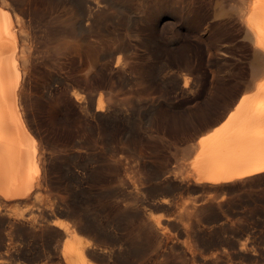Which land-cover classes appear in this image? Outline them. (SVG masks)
Masks as SVG:
<instances>
[{"label":"bare ground","instance_id":"6f19581e","mask_svg":"<svg viewBox=\"0 0 264 264\" xmlns=\"http://www.w3.org/2000/svg\"><path fill=\"white\" fill-rule=\"evenodd\" d=\"M130 1L0 0V264H256L258 261V248L254 245L256 242L254 243V240H252L251 224L247 223L245 225L244 222V218L247 221L250 220L248 219V211L236 209V202L234 208L232 205L234 197H231V195L235 187L247 182L250 183L254 179L256 181V178L264 176V0H139L136 6L137 12L133 10L136 13L135 18H133V15V17L130 16L129 11H125L126 6L130 8L131 2L133 3L135 0ZM128 3L130 4L128 5ZM151 8H155L157 12H154V14L157 17L164 14L192 18L195 25L192 28L188 26V28L190 27L188 32L190 34L195 31L203 32L199 37L204 42L208 37L213 40L209 38L211 42L206 41L205 44L209 50L212 48V51H214L213 59H216L215 61L218 65L223 59L220 53L223 52L222 54L225 53V55H233L235 53V51L233 54L231 52V45L233 44L229 45L230 43L226 44L224 42V36L227 37L226 35L230 33L231 29L237 28L243 39L249 44L248 47H251L252 59H250L252 71L255 70V72L253 71L255 74H250L252 75L251 79L247 77L249 82L245 79L248 83H245L244 87L240 86L242 89L240 88L239 93H235L236 96L231 102L227 101L230 103L228 107L225 104L226 106L224 107L227 108V111L224 114L219 117L215 116L213 120L210 118V121L207 119L208 121L200 125L199 130V127H197V132H194V135L190 138L188 135L189 139L183 140L184 146L181 149L179 148L181 150L180 157L177 155L179 161H181L176 165H173L171 160L167 158L158 163H154L155 161L153 162L152 159L146 160V156L147 158L150 156L145 155L141 150L142 148L140 149L136 145L137 143L132 146L130 143L128 148L123 146V143L120 144V142L106 143L108 146L103 148L99 145L98 136L97 138L94 136L96 139L93 137V139L89 138L90 140L87 139L88 141H83L84 143L80 142L81 140L67 138V136L65 139L62 138L61 142L59 140L56 144L54 142L51 143L42 134L43 132L41 133L42 130L40 131L36 126L38 113L44 114L45 118H49L50 122L56 117L69 115L68 109L73 105L77 109L81 120L96 123L98 128L103 125L106 127L111 126L115 121L121 124L124 123L126 115L124 101L122 103L117 102L119 100L117 99L116 101V95L111 94L113 92H111V84L108 78L116 70L114 68L118 66L124 68V56L131 50L125 51L126 53L124 52V54L122 53V50L128 46V42L125 40L121 43L119 42L120 44L118 43V48L114 50L110 48V23L114 26L111 21L113 18L115 19L117 15L115 17L113 15L117 13L125 17L124 19L130 29L132 27L134 30H138L142 26L144 31V38H142L144 43H142L147 47L146 56L148 58L152 56L153 49L151 50L150 46L158 43V47H155L158 49L157 58L166 60V58H170V55L168 56V47L166 48L165 40L163 39L159 43L156 30L145 27L142 24L149 20L148 16L146 17V12H149ZM130 10H132V7ZM168 23L171 24L172 22ZM115 27L114 29H116ZM166 28L165 30H167ZM118 29L120 30V26ZM237 29L234 30L237 31ZM227 32L229 33L226 34ZM129 33L131 34V32ZM120 35L122 38L126 36L122 33ZM164 35L168 39L166 34ZM175 35L177 36L176 33ZM206 36L207 38H205ZM242 44L246 45L243 42ZM194 50L196 51L197 49L194 48ZM137 53L139 52L137 51ZM209 53H212L211 50ZM239 53L241 54V52ZM132 54H128V57H132ZM98 56L101 60L98 59ZM146 56L144 57L147 58ZM184 56L179 57L184 59ZM187 56L189 54H186ZM239 58L241 59V57ZM239 58H237V61ZM98 60L101 61L100 65L96 64ZM185 61L189 62L190 60ZM176 63L178 64V62ZM176 63L174 64L176 65ZM128 64L129 66L131 65L130 62ZM194 65H197L196 61ZM226 66L222 64V66H218L220 67L219 70H216L220 72ZM249 66L251 65L249 64ZM119 68L117 69L120 71ZM191 68L194 71V67ZM150 69L153 70V68ZM129 70L131 71V69ZM183 70L180 71L182 74L184 72L187 73L186 71L183 72ZM136 71L134 70V72ZM145 71L147 70L145 69ZM124 72L123 75L125 74ZM170 72L173 73L172 69ZM200 72L198 71V73ZM132 74L134 73L132 72ZM155 74L157 75V70ZM144 75H146V72ZM127 77H129L128 74ZM217 77L214 79H217ZM221 77L223 78V76ZM102 78L107 81H103ZM178 78H175L176 81L179 80ZM162 79L164 80V77ZM101 80L102 82H100ZM190 80H192L191 76H185L184 84L182 85H189L191 83ZM168 82L170 83V81L166 83ZM143 83L141 86L145 87L146 85L143 86ZM225 85H228V83ZM151 86L153 85L151 84ZM201 86L199 85V87ZM140 87H138V91H140ZM118 88L120 89V87ZM228 88L230 89V86ZM221 89L223 90V88ZM208 90L210 89L208 88ZM235 91L233 90V92ZM225 95L219 96L223 99L222 96ZM211 96L213 97V95ZM218 99L220 100V98ZM215 100L214 102L216 103ZM207 107L210 110V107ZM208 108H206L207 111H209ZM200 110L203 111L202 109ZM131 111H133V107ZM174 114L171 115L174 116ZM206 114L208 115L209 113L207 112ZM162 116L164 115L162 114ZM176 117L174 116L173 118ZM187 117L185 115L183 120ZM204 117L206 116L204 115ZM211 117L214 116L212 115ZM199 118L197 119L196 116V120L200 121ZM159 119L161 121V118ZM69 120L67 121L68 123ZM177 120L180 121L179 119ZM41 121L43 120L41 119ZM90 122L89 125L91 124ZM165 122L167 123L166 120ZM78 123H82V121H78ZM182 123L184 122L182 121ZM193 123H189V127ZM78 125L80 126L81 124ZM56 126L53 128L56 129ZM64 126L66 127L68 124ZM73 126L75 125L73 124ZM163 128H161V132H163ZM148 131L147 129L146 132ZM82 136L81 138L84 137ZM50 138L53 140L51 136ZM106 140L104 141L106 142ZM118 140L120 141V139ZM161 148L164 149L165 147L161 146ZM160 152L158 156L161 155ZM82 157H87L89 163L87 160V163L82 160L83 163H79L77 159ZM160 157L162 158L163 155ZM97 162L100 163L97 164ZM182 187L191 189L194 192L193 197L190 195L191 197L189 198L188 196L187 199L184 198L186 197L185 195L182 197L186 200H180L176 195H172V192L178 191L180 188L182 190ZM191 190H188L189 194ZM86 193L91 195L88 198H84ZM238 194L236 195L237 197ZM237 197L235 198L237 199ZM240 198L241 196L238 199ZM93 200L100 202L99 205H93ZM241 201L243 202L244 200ZM213 213L217 214L218 218L222 220L218 223H213V220L209 217ZM258 215L261 216L262 214ZM242 217H244V221ZM252 217L254 216L251 215ZM225 228L230 229L236 235L237 232L245 230L248 236L246 238L241 235L245 239L241 242L233 241L227 246L219 245V242L216 243L213 239L216 235H220L221 230L224 231ZM225 234L223 236L228 235ZM101 236H104L106 240L107 238L105 237L112 238L113 241L115 240V244L104 245V243L98 242L102 238ZM235 238L237 239V237ZM106 243L108 244V241ZM261 252L260 255L262 254ZM18 257H27L29 260L24 258L27 262L19 263ZM95 258H101L107 263H101L100 260L98 262ZM31 261L34 263H31Z\"/></svg>","mask_w":264,"mask_h":264},{"label":"rangeland","instance_id":"374dc122","mask_svg":"<svg viewBox=\"0 0 264 264\" xmlns=\"http://www.w3.org/2000/svg\"><path fill=\"white\" fill-rule=\"evenodd\" d=\"M131 1H133V0H131ZM130 1V2H131ZM138 1L139 0H135V1H133V3L131 2V4L130 3H128V5L130 4V8L132 7V10H130V8H127L128 6H126V8H125V11H129L128 13L129 14H131L130 16L131 17H133V18H135L136 17V13H134V11L133 10H136V12H137V3H138ZM135 2V3H134ZM136 4V5H135ZM134 5V6H133ZM133 7H134V9H133ZM116 8V7H115ZM225 9V8H224ZM223 9V10H224ZM222 10V11H223ZM226 10V9H225ZM224 10V11H225ZM154 12H157L156 10H155V8H151L150 10H149V12L147 11L146 12V17L148 16V18H149V20L145 23V22H143L142 24H143V26L145 25V27H150V28H152V29H155L156 30V33H157V38L159 39V43L161 42V41H163V39L165 40V44H166V48H167V50H168V56L170 55V58L168 57V58H166V60L165 59H163V58H159V59H161V60H159L157 57H158V49L157 48H155V47H158V43L156 44V43H154L153 45H151L150 46V49L152 50V56H149V58H148V56H146V49H147V47H146V45L145 44H143L144 43V41H143V39L142 38H144V35H143V30H142V26L138 29V30H134L132 27H131V29L128 27L129 25H127V21L124 19L125 17L123 16V15H121V14H114L113 16L115 17L116 15V17H115V19L113 18L112 19V23H113V25L114 26H112V24L110 23V28H111V34H110V42H109V46H110V48L112 49V50H114V49H116V48H118V45L123 41V40H125V41H127L128 42V46H127V48L126 49H124V50H122L123 52V54H124V52L126 51V52H128L129 50H131L130 52H128V54L130 55V54H132V57L131 56H129L128 57V54L126 53L125 55L128 57H126V56H124L125 57V64H123L124 65V68H122V66H118V67H120L119 69H120V71L117 69V68H114V69H116L115 71H114V73H115V75L118 77H116L115 75H114V73L113 74H111V76H109V78H108V80H109V83L111 84V92H113V93H111V94H115L114 96H115V99H116V101H117V99L119 100V101H117V102H123V104H124V108H125V110H126V115H125V118H124V123H119L118 121H115L113 124H111V126L109 125L108 127H106V126H101V128H98V126H96V123H93V122H90V121H86V120H81L80 119V117H79V114L77 113V109H75V107H73V105H71V107L68 109V114L69 115H67V116H62V115H59V116H62V117H56V119L57 118H59L60 119V122H59V119H57V121H56V119L54 120V119H52L53 121H51L50 120V122H49V118L48 119H46L45 117V115L43 114L42 115V113H38V118H40L39 120H38V118H36V126L40 129V131H41V133L43 134V135H45L46 137H47V139L49 140V141H51V143L52 142H54V144H56L59 140H60V142L63 140V139H65L66 138V136H67V138L68 137H70V138H74V139H76V140H78V141H80V142H82V143H84V142H86V141H88L87 139H91L92 137L94 138V136L97 138V136H98V141H99V145L101 146V147H103V148H106L107 146H108V144H112V143H119L120 142V144H122L123 146H125V147H129V145H130V143H131V146L135 143H137L136 145L145 153V155H148V156H150V157H148L147 158V156H146V160H150V159H152L153 160V162L154 163H158V162H162V161H164L166 158L167 159H170L171 160V163L173 164V165H176L178 162H180L179 161V157H180V149L184 146V141L185 140H187V139H189L192 135H194L195 133L194 132H197V127H199L198 128V130L200 129V125H203L206 121H210L211 119L213 120V119H215V116H217V117H219L221 114H224L227 110V108L226 107H228V105H229V103L232 101V99L236 96V94L235 93H239L240 92V90L242 89V87H244L246 84L245 83H248L249 82V79H251L252 78V75H253V73L255 72V70H253L252 71V64H251V59H252V52H251V47L249 46L248 47V43H247V41L245 40V39H243V37H242V35L239 33V31H238V29L237 28H234V29H237V31L236 30H234V29H231L229 32H227L226 34H228V35H226L227 37H225L224 36V38H225V43L226 44H229V45H231V44H233V45H231V52H232V54L234 53V51H235V53L233 54V55H225V53L224 54H222V53H220V56L222 55V61H220L219 63H220V65L222 66V64H223V66H225V65H227L226 67H224V69H222V71H218L219 70V68L220 67H218V66H220V65H218L217 63H216V59H213V52L214 51H212V48H210V50H211V54L209 53V49L207 48V46H206V44H205V42L206 41H209V42H211L210 40H212L210 37H208L207 38V36L205 37V38H207V40L204 42L203 41V39H201L199 36L203 33V32H197V31H195V32H192L191 34H193V35H191L189 32H188V29L191 27H193L195 24H194V22H193V19L192 18H182V17H179L180 15H178V17H177V15H159L158 17H157V15H155L154 14ZM134 13V14H133ZM148 13H150V14H148ZM120 15V16H119ZM133 15V16H132ZM122 16V17H121ZM169 18H168V17ZM118 17V18H117ZM121 17V18H120ZM167 17V18H166ZM151 18H153L152 20H151ZM159 18V19H158ZM174 18H175V20H174ZM121 19V20H120ZM158 19V20H157ZM168 19H169V21H168ZM182 19V20H181ZM113 20H114V22H115V24H114V22H113ZM119 21V22H116V21ZM122 20H123V22H122ZM134 20V19H133ZM161 20V21H160ZM172 20V21H171ZM179 20V21H178ZM182 22H181V21ZM174 21H175V23H174ZM191 21V22H190ZM122 22V23H121ZM156 22V23H155ZM168 22H172L171 24H169ZM178 23V25H177V23ZM182 24H181V23ZM189 22H190V24H189ZM123 24V25H121V24ZM125 23V24H124ZM149 23H151V24H149ZM158 23V24H157ZM164 23V24H163ZM168 24V25H166V24ZM141 24V25H142ZM176 25V27H175V25ZM180 24V25H179ZM184 24H185V26H184ZM191 24H192V26H191ZM150 25V26H149ZM155 27H154V26ZM161 25V26H160ZM174 25V26H173ZM116 26V27H115ZM118 26V27H117ZM119 26H120V30L118 29L119 28ZM126 26H127V28H126ZM154 28H153V27ZM165 26V28L167 27V26H169V27H167L166 29L167 30H165V28H163ZM188 26H190L189 28H188ZM112 27H113V29H112ZM114 27L116 28V29H114ZM123 27H125L126 29H128V30H126L125 28H123ZM159 27H161V28H159ZM172 27V28H171ZM179 27V28H178ZM162 28H163V30H162ZM122 29V30H121ZM162 30V34H161V30ZM177 29V30H176ZM113 30V31H112ZM124 30V31H123ZM171 30V31H170ZM174 30H176V31H174ZM121 31H123V32H121ZM127 31H128V33H127ZM134 31V32H133ZM160 31V32H159ZM126 32V33H125ZM129 32H131V34L129 33ZM134 34H133V33ZM135 32H136V34H135ZM159 32V33H158ZM190 34H188V33ZM233 32V33H232ZM236 32V33H235ZM120 33H122L123 35L125 34L126 36H124L123 38H122V36L120 35ZM170 33V34H169ZM174 33V34H173ZM175 33L177 34V36L175 35ZM186 33V34H185ZM120 36H119V35ZM129 34V35H128ZM164 34H166V37H168V39L167 38H165V35ZM184 34V35H183ZM197 34V35H196ZM224 34H225V31H224ZM231 34H233V35H231ZM235 34V35H234ZM142 35V36H141ZM161 35V36H160ZM187 35V36H186ZM197 37H196V36ZM241 35V36H240ZM129 38H128V37ZM131 36V37H130ZM136 36V37H135ZM159 36V37H158ZM181 37V39H179L180 37ZM191 36V37H190ZM193 36V37H192ZM233 36V37H232ZM122 38V40H121V38ZM135 37V38H134ZM138 37V38H137ZM142 39V41H140L141 39ZM183 37V38H182ZM185 37V38H184ZM188 37H190V38H188ZM231 37H232V39H231ZM234 37H236V38H234ZM242 37V38H241ZM160 38H161V40H160ZM204 38V39H205ZM209 38H210V40H209ZM182 39H183V41H182ZM186 39V40H185ZM195 39V40H194ZM227 39V40H226ZM234 39H238V41H236V40H234ZM243 41H242V40ZM129 40H130V42H129ZM176 40H178V41H176ZM192 40V41H191ZM230 40H233L234 41V43H233V41H230ZM198 41V42H197ZM200 41V42H199ZM213 41V40H212ZM227 41V42H226ZM229 41V42H228ZM240 41H242L243 43H245L246 45H244V44H242V42H240ZM245 41V42H244ZM120 42V43H119ZM141 42V43H140ZM143 42V43H142ZM202 42H204V43H202ZM224 42H223V44H224ZM119 43V44H118ZM183 43V44H182ZM199 43H200V45H199ZM241 43V44H240ZM132 44V45H131ZM142 44H143V46H142ZM169 44V45H168ZM194 44V45H193ZM198 44V45H197ZM205 44V45H204ZM236 44V45H235ZM130 45H131V47H130ZM188 46V48H187V46ZM244 45V46H243ZM193 46V47H192ZM238 48H237V47ZM241 46V47H240ZM152 47V48H151ZM197 47V48H196ZM202 47H203V49H202ZM247 47V48H246ZM155 48V49H154ZM172 48V49H171ZM192 48V49H191ZM194 48L195 49H197L196 51L194 50ZM207 48V49H206ZM242 48H245V49H242ZM249 48V49H248ZM100 49V48H99ZM182 50V52H181V50ZM188 49V50H187ZM235 49H237V50H235ZM245 50V51H242V50ZM247 49H248V52H247ZM128 50V51H127ZM172 50H173V52H172ZM175 50H177V51H175ZM183 50H187L186 52L184 51L183 52ZM205 52H204V51ZM239 50V51H238ZM241 50V51H240ZM137 51L139 52V53H137ZM141 51H143V52H141ZM208 51V52H207ZM99 52H100V50H99ZM141 52V53H140ZM204 52V53H203ZM238 52V53H237ZM239 52H241V54L239 53ZM245 52V53H244ZM250 52H251V54H250ZM137 53V54H136ZM173 53H174V55H173ZM184 53V54H183ZM188 55L189 54V56H187L186 57V54ZM191 53V54H190ZM195 53V54H194ZM198 53V54H197ZM210 55H209V54ZM243 53V54H242ZM247 53V54H246ZM172 54V55H171ZM177 54V55H176ZM181 54V55H180ZM207 54V55H206ZM238 54V55H237ZM249 54V55H248ZM143 55V56H142ZM176 55V56H175ZM185 55V56H184ZM192 55V56H191ZM244 55V56H243ZM246 55V56H245ZM141 56V57H140ZM144 56H146L147 58H145ZM179 56H184V59H182V57H179ZM196 57V59H195V57ZM198 56V57H197ZM208 56V57H207ZM232 56V57H231ZM237 56V57H236ZM251 56V57H250ZM156 57V58H155ZM176 59L175 61L176 62H178V64L174 61V58ZM178 57H179V59H178ZM205 57H206V59H205ZM212 57V58H211ZM235 59H234V58ZM239 57H241V59L239 58ZM247 57V58H246ZM130 58V59H129ZM135 58V59H134ZM140 58V59H139ZM152 58V59H151ZM186 58V59H185ZM190 58V59H189ZM194 58V59H193ZM199 58V59H198ZM201 58V59H200ZM204 58V59H203ZM226 58H228V59H226ZM230 58H232V59H230ZM237 58H239L238 59V61H237ZM251 58V59H250ZM98 59L99 60H101V58L98 56ZM129 61H128V60ZM144 59V60H143ZM146 59V60H145ZM158 59V60H157ZM163 59V60H162ZM168 59H169V62H168ZM193 59V60H192ZM97 61V62H99V63H97L96 62V64L97 65H100V63H101V61ZM134 60V61H133ZM136 60V61H135ZM154 60V61H153ZM185 60H190L189 62L188 61H185ZM200 60V61H199ZM206 60H208V61H206ZM214 60V61H213ZM243 62H242V61ZM250 60V61H249ZM131 61H133V62H131ZM145 61V62H144ZM151 61V62H150ZM156 61H158V62H156ZM181 61V62H180ZM195 61H196V64L197 65H194L195 64ZM199 61V62H198ZM212 61H213V64H212ZM241 61V62H240ZM130 62V66H129V63ZM136 62V63H135ZM140 62V63H139ZM142 62V63H141ZM149 62V63H148ZM155 62V63H154ZM166 62V63H165ZM171 62H172V64H171ZM183 62V63H182ZM191 62V63H190ZM192 62H194V63H192ZM201 62V63H200ZM227 63V64H225V63ZM233 62V63H232ZM235 62V63H234ZM249 62V63H248ZM144 63V64H143ZM151 63V64H150ZM157 63H159V64H157ZM164 63V64H163ZM174 63H176V65L174 64ZM179 63H181V64H179ZM186 63V64H185ZM190 63V64H189ZM203 63V64H202ZM206 63V64H205ZM210 63V64H209ZM215 63V64H214ZM238 63H239V65H238ZM95 64V65H96ZM137 64V66H135ZM141 65V66H139V65ZM165 64H167V65H165ZM199 64V65H198ZM206 66H205V65ZM207 64H208V66H207ZM231 64H233V65H231ZM240 64H242V65H240ZM249 64L251 65V66H249ZM152 65V66H151ZM163 65V66H162ZM179 65V66H178ZM186 65V66H185ZM188 65V66H187ZM191 65V66H190ZM211 65V66H210ZM234 66V67H230V66ZM238 65V66H237ZM159 66V67H158ZM160 66H161V68H160ZM165 66V67H164ZM178 66V67H177ZM186 68H185V67ZM198 66H199V68H201V67H203V68H201V69H199L198 68ZM201 66V67H200ZM218 68H217V67ZM241 66V67H240ZM245 66V67H244ZM129 67H133V68H129ZM138 67V68H137ZM164 67V68H163ZM172 67V68H171ZM174 67V68H173ZM180 67H182V68H180ZM191 67H194V71H193V68H191ZM197 67V68H196ZM211 67H213V68H211ZM235 67H236V69H235ZM239 67V68H238ZM97 68V67H96ZM137 68V69H136ZM144 70H143V69ZM150 68H153V70L152 69H150ZM157 70V75L155 74L156 73V70ZM168 68V69H167ZM176 68H178V69H176ZM179 68H180V71H182L183 70V72L184 71H186L187 73H183L182 74V72H180L179 71ZM191 68V69H190ZM208 68V69H207ZM226 68V69H225ZM229 68V69H228ZM234 70H233V69ZM122 69V70H121ZM128 69V70H127ZM129 69H131V71L129 70ZM132 69H133V71H132ZM141 69H142V71H141ZM145 69L148 71H145ZM170 69V70H169ZM171 69H172V71H173V73H174V77H173V73L172 72H170L171 71ZM174 69V70H173ZM189 69H190V71L192 72H190L189 71ZM196 69V70H195ZM212 69V70H211ZM216 69H218V70H216ZM240 69H242V70H240ZM247 69V70H246ZM96 70V69H95ZM134 70L136 71V70H138V71H141L142 72V74H141V72H138V71H136V72H134ZM152 70V71H151ZM160 70V71H159ZM166 70V71H165ZM224 70V71H223ZM227 72H226V71ZM234 71L233 72V74H232V71ZM244 70V71H243ZM118 71V72H117ZM121 71H122V73H121ZM125 71V72H124ZM130 71V72H129ZM150 71V72H149ZM155 71V72H154ZM162 71V72H161ZM197 71V72H196ZM198 71H201L200 73H198ZM215 71V72H214ZM237 71V72H236ZM249 73H248V72ZM119 72H120V74H119ZM123 72L126 74H124L123 75ZM132 72L134 73V74H132ZM143 72H144V74H145V72H146V75H144L143 74ZM152 72V73H151ZM158 72H159V75H158ZM203 72V73H202ZM211 72V73H210ZM219 72V73H218ZM221 72H223L222 74H221ZM227 74H226V73ZM252 72V73H251ZM140 75H139V74ZM163 75H161V74ZM166 73V74H165ZM178 73V74H177ZM190 73H191V75H190ZM210 73V74H209ZM245 73V74H244ZM118 74V75H117ZM127 74H128V76L129 77H127ZM165 74V75H164ZM172 74V75H171ZM185 74H187V75H185ZM198 74H200V75H203V76H200V75H198ZM229 74V75H228ZM234 74H236V75H234ZM250 74H252V75H250ZM255 74V73H254ZM121 75V76H120ZM123 75V76H122ZM136 75V76H135ZM148 75V76H147ZM150 75V76H149ZM154 75V76H153ZM177 75H179V76H177ZM193 75H194V78L196 77V79H197V81H196V79H194L193 78ZM211 75H212V77H211ZM219 75V76H218ZM223 76V78L221 77V76ZM228 77H226V76ZM234 76V77H232V76ZM238 75V76H237ZM246 75V76H245ZM249 75V76H248ZM116 78H115V77ZM125 76V77H124ZM140 76H141V78H140ZM153 76V77H152ZM161 76V77H160ZM167 76V77H166ZM185 76H191V78H192V80H190V82L192 83H189V85H187V86H184V85H182V84H184V77ZM198 76V77H197ZM214 76V77H213ZM218 76V77H217ZM241 76V77H240ZM137 77V78H136ZM146 77V78H145ZM150 77V78H149ZM156 77H157V79H156ZM158 77H160V78H158ZM164 77V80L162 79ZM179 77V78H178ZM202 77V78H201ZM217 77V79H214V78H216ZM229 77H230V79H229ZM249 79H248V78ZM112 78V79H111ZM123 78V79H122ZM129 78H131V79H129ZM140 78V79H139ZM152 78V79H151ZM175 78H178L179 80H177L176 81V79ZM201 78V79H200ZM213 78V79H212ZM225 78H226V80H225ZM239 80H238V79ZM105 78H102V80L103 81H107L106 79L104 80ZM112 81H111V80ZM119 79H120V81H119ZM126 79V80H125ZM129 79V80H128ZM137 79H139V80H137ZM145 80L144 81V83H143V80ZM156 79V80H155ZM162 79V80H161ZM165 79H166V81H165ZM175 79V80H174ZM219 79H221V80H219ZM238 81H237V80ZM245 79H247V81L245 80ZM102 80L100 81V82H102ZM117 80V81H116ZM126 82H125V81ZM127 80H128V82H127ZM137 80V81H136ZM172 80V81H171ZM199 80H200V82H199ZM208 80V81H207ZM211 80H213L212 82H211ZM229 80V81H228ZM242 80V81H241ZM122 81V82H121ZM133 81V82H132ZM135 81H136V83H135ZM140 81V82H139ZM165 81V82H164ZM167 81H170V83L168 82V83H166ZM176 81V82H175ZM183 82V83H181V82ZM205 81H207V82H205ZM216 81V82H215ZM220 81V82H219ZM221 81H223V82H225V83H222ZM227 81V82H226ZM232 81H233V83H232ZM235 81V82H234ZM244 84H242L241 82ZM246 81V82H245ZM111 82H113V83H111ZM148 82H150L153 86H151V84L150 83H148ZM153 82V83H152ZM173 82V83H172ZM175 82V83H174ZM204 82V83H203ZM241 84H239V83ZM120 83V84H119ZM125 83H127V84H125ZM142 83H143V86L144 85H146L145 87H147L148 86V88H146L145 89V87H142L141 85H142ZM146 83V84H145ZM175 86H173L172 84ZM177 83V84H176ZM181 83V84H180ZM201 83V84H200ZM210 83V84H209ZM217 83V84H216ZM220 83V84H219ZM228 83V85H225V84H227ZM112 84H113V86H114V88H112L113 86H112ZM122 84H124V85H122ZM131 84V85H130ZM137 84H138V86H137ZM147 84H150V85H147ZM179 84V85H178ZM118 85V86H117ZM120 85V86H119ZM130 85V86H129ZM132 85H134V86H132ZM171 85V86H170ZM193 85V86H192ZM199 85L201 86V87H199ZM218 85V86H217ZM232 85V86H231ZM239 85V86H238ZM84 86H86V85H84ZM115 86L118 88V87H120V89L118 88H116L115 89ZM141 86V87H140ZM151 86V87H150ZM177 86H181L180 88L179 87H177ZM191 86V87H190ZM206 86H207V88H206ZM209 86V87H208ZM212 86V87H211ZM218 88H217V87ZM230 86V89L228 88ZM235 86V87H234ZM240 86H242V87H240ZM122 87V88H121ZM138 87H140L141 89H142V91H141V89H140V91H138L139 90V88ZM168 87H169V90H168ZM174 87V88H173ZM187 87V88H186ZM193 87V88H192ZM204 87V88H203ZM220 87V88H219ZM192 88V89H191ZM196 88V89H195ZM208 88L210 89V90H208ZM221 88H223V90L221 89ZM234 88V89H233ZM239 88V89H238ZM241 88V89H240ZM113 89V90H112ZM145 89V90H144ZM147 89H149L148 91H147ZM171 89V90H170ZM174 89H176L175 91H174ZM177 89H178V91H177ZM182 89H184V90H182ZM194 89V93L192 92V90ZM205 89V90H204ZM207 89V90H206ZM212 89V90H211ZM216 89V90H215ZM219 89V90H218ZM232 89V90H231ZM118 90V91H117ZM120 90V91H119ZM198 90V91H197ZM214 90V91H213ZM233 90L235 91V92H233ZM146 91V92H145ZM186 91V92H185ZM189 91V92H188ZM206 91V92H205ZM209 91V92H208ZM213 91V92H212ZM218 92V93H216V92ZM221 91H223V92H221ZM226 91V92H225ZM115 92V93H114ZM121 92V93H120ZM141 94H139V93ZM184 92V93H183ZM190 92H192V93H190ZM117 93V94H116ZM119 93V94H118ZM188 93V94H187ZM206 93V94H205ZM210 93V94H209ZM212 93V94H211ZM223 93V94H222ZM225 93H226V95H225ZM227 93H229V94H227ZM138 94V95H137ZM193 94V95H192ZM196 94V95H195ZM199 94V95H198ZM214 94H215V96H214ZM217 94H219V95H225V96H222L223 97V99H221V96H219V95H217ZM198 95V96H197ZM211 95H213V97L211 96ZM216 96H218V97H216ZM231 97V98H230ZM207 98V99H206ZM212 98V99H211ZM214 98V99H213ZM218 98H220V100L217 99ZM226 98V99H225ZM230 98V99H229ZM123 99V100H122ZM125 99V100H124ZM216 99V100H215ZM225 99V100H224ZM213 100V101H212ZM214 100L216 101V103H217V105H216V103L214 102ZM222 100V101H221ZM205 101V102H204ZM207 101V102H206ZM212 101V102H211ZM227 101H230V102H227ZM212 103V104H215V105H212V104H210V103ZM227 106H226V105ZM130 105H131V107H130ZM207 106H209L210 107V110H209V108L207 107ZM215 106V107H214ZM224 106H226V107H224ZM132 107H133V111H131V109H132ZM211 107H213V108H211ZM225 108V110H224V108ZM128 108H130V109H128ZM206 108H208V110L209 111H207V109ZM223 108V109H222ZM200 109H202L203 111H201ZM131 112H129V111ZM160 110V111H159ZM195 110H197V111H195ZM200 110V111H199ZM222 110H224V111H222ZM70 111V112H69ZM160 112V113H158V112ZM168 111V112H167ZM74 112H76V113H73ZM165 112V113H164ZM188 112V113H187ZM191 112H192V114H191ZM194 112V113H193ZM196 112V113H195ZM201 112H203V113H201ZM209 113L210 114V116H209V114L207 115L206 113ZM219 112V113H218ZM223 112V113H222ZM73 115H71V114ZM130 113V114H129ZM175 113V114H174ZM187 113V114H186ZM198 113H201V114H198ZM218 113V114H217ZM75 114H76V116H75ZM128 114V115H127ZM133 114V115H132ZM135 114V115H134ZM160 114V115H159ZM162 114L164 115V116H162ZM171 114H174V116L176 117V118H173L174 116L173 115H171ZM177 114V115H176ZM183 116H182V115ZM188 114H190V116H188ZM194 114V115H193ZM137 115V116H136ZM153 115H154V118H153ZM165 115H167V116H165ZM185 115H186V119H184L183 120V118H185ZM197 116V119L199 118L200 119V121L199 120H196V116ZM204 115L206 116V117H204ZM214 116V117H211V116ZM42 116V117H41ZM70 116V117H69ZM72 116V117H71ZM78 116V117H77ZM138 117V118H136V117ZM157 116V117H156ZM169 116V117H168ZM173 116V117H172ZM182 118H181V117ZM70 119H68V118ZM75 117V118H74ZM78 119H77V118ZM135 117V118H134ZM155 117H156V119H155ZM161 118V121H160V119L159 118ZM167 119H166V118ZM180 117V118H179ZM193 117H195V119H193ZM141 120H140V119ZM192 118V119H191ZM203 118V119H202ZM211 118V119H210ZM41 119L43 120V121H41ZM63 119H67V120H63ZM73 119H75V120H73ZM80 119V120H79ZM153 121H152V120ZM175 121H174V120ZM177 119H179L180 121H178ZM204 119H206V120H204ZM208 119V120H207ZM46 120V121H45ZM69 120V123L67 122ZM74 121L73 123H72V121ZM138 121L137 123L136 122H134V121ZM164 120V121H163ZM165 120L167 121V123L165 122ZM189 120H190V122H189ZM193 120V122L195 123H193V122H191ZM202 120V121H201ZM38 121V122H37ZM40 121V122H39ZM65 121V122H64ZM78 121L79 122H81L82 121V123H78ZM85 123H84V122ZM152 121V122H151ZM158 121H159V123H158ZM182 121L184 122V123H182ZM186 121V122H185ZM188 121V122H187ZM197 121V122H196ZM199 121V122H198ZM44 122H45V124H44ZM56 123V125H54L55 123ZM81 124L80 126L77 124ZM89 122L92 124H90L89 125ZM134 124H133V123ZM170 122V123H169ZM171 122H172V124H171ZM176 122V123H175ZM201 122V123H200ZM46 123H48V124H46ZM61 123V124H60ZM66 123V124H65ZM70 123H72L70 126H69V124ZM84 123V124H83ZM139 123V124H138ZM153 123H154V125H153ZM165 123V124H164ZM176 124L177 126H179V127H177L176 125L174 126V124ZM179 123V124H178ZM189 123H193V125L192 124H190V127H189ZM40 124V125H39ZM43 124V125H42ZM68 124V126H64V125H67ZM73 124L76 126V125H78V126H76V128H75V126H73ZM83 124V125H82ZM127 124V125H126ZM139 125L140 126V128H139V126H137V125ZM141 124V125H140ZM146 124H147V127H146ZM151 124V126H149ZM157 124H158V126H157ZM164 124V125H163ZM39 125V126H38ZM41 125H42V127H41ZM46 127H45V126ZM48 125V126H47ZM53 125V126H52ZM88 125V126H87ZM136 125V126H135ZM166 125V126H165ZM183 125V126H182ZM196 125V126H195ZM199 125V126H198ZM50 126V127H49ZM54 126H56V129H54L55 127ZM61 126V127H60ZM84 126V131H83V129H82V127ZM116 126V127H115ZM118 126V127H117ZM157 126V127H156ZM161 126H163V127H161ZM172 126V127H171ZM174 126V127H173ZM54 127V128H53ZM67 127H69V128H67ZM74 127V128H73ZM79 127V128H78ZM87 128V131H86V128ZM91 127V128H90ZM95 127H97V128H95ZM120 127V128H119ZM134 127H136V128H134ZM142 127H144L143 129H142ZM156 127V128H155ZM167 127V128H166ZM169 127V128H168ZM175 127H177V128H175ZM45 128V129H44ZM48 128H49V130H48ZM53 128V129H52ZM62 128V129H61ZM90 128V129H89ZM95 128V129H94ZM102 128H103V130H102ZM110 128V129H109ZM123 128V129H122ZM150 128V129H149ZM152 128H153V130H152ZM154 128H155V130H154ZM159 128V129H158ZM161 128H163L162 129V131L164 132H161ZM173 128V129H172ZM175 128V129H174ZM51 129V130H50ZM66 129V130H65ZM72 129H76L75 131L74 130H72ZM93 129H94V131H93ZM135 129V130H134ZM147 129L151 132L152 131V133H150L149 131L148 132H146L147 131ZM157 129H158V131H157ZM62 130V131H61ZM67 130H68V132H67ZM100 130H102V131H100ZM109 130V131H108ZM116 130V131H115ZM117 130H118V132H117ZM141 130H143L142 131V133H140V131ZM159 130H160V132H159ZM167 130V131H166ZM173 130H174V132H173ZM175 130H176V132H175ZM178 130V131H177ZM49 133V135H48V133ZM57 131V132H56ZM64 131H66V132H64ZM72 132V133H70V132ZM82 131V132H81ZM88 131H89V133H88ZM96 131L99 133H97L96 134ZM100 131V132H99ZM107 133H106V132ZM86 132V134L84 135V133ZM92 132V134H90ZM105 132V133H104ZM108 132H109V134H108ZM116 132V133H115ZM155 132V133H154ZM158 132H159V134H158ZM52 133H54V135H52ZM62 133H64V134H62ZM82 133V134H81ZM94 133H95V135H94ZM140 135H139V134ZM150 133V134H149ZM157 133V134H156ZM191 133V134H190ZM47 134V135H46ZM71 134H73V135H71ZM88 134H90L89 136H88ZM101 134V135H100ZM138 136H137V135ZM164 134H166V135H164ZM75 135H76V138H75ZM78 135V136H77ZM79 135H83L82 137L83 138H85V140H83V138H81V136H79ZM93 135V136H92ZM104 136L106 139L107 138H109V139H105L104 137H100V136ZM107 135H109V136H107ZM135 135V136H134ZM154 135V136H153ZM159 135V136H158ZM166 136V137H164V136ZM188 135H189V138H188ZM50 136L52 137V139L53 140H51V138H50ZM61 136V137H60ZM63 136V137H62ZM72 136V137H71ZM86 136H88V137H86ZM143 136V137H142ZM61 138V139H59V138ZM99 137H100V139H99ZM137 137H139V138H137ZM165 139L166 138V140H164L163 138ZM58 138V139H57ZM63 138V139H62ZM92 138V139H93ZM96 138H94V139H96ZM104 138V140H106V142L104 141H102V139ZM120 139V141L118 140V139ZM124 138H125V141H124ZM89 139V140H90ZM123 139V140H122ZM55 140V141H54ZM118 140V141H117ZM131 140V141H130ZM184 140V141H183ZM84 141V142H83ZM109 141V142H108ZM167 141V142H166ZM142 142V143H141ZM102 145H104V146H102ZM104 143V144H103ZM106 143H108V144H106ZM164 143H166V144H164ZM106 144V145H105ZM159 144V145H158ZM164 144V145H163ZM128 145V146H127ZM156 145V147H154ZM162 147H165L164 149H166V150H164L163 148H161V146ZM150 146H151V148H150ZM153 146V147H152ZM158 146V147H157ZM159 148V149H158ZM180 148V149H179ZM151 149H152V151H151ZM156 149H158V150H156ZM163 149V150H162ZM177 149V150H176ZM155 150H156V152H155ZM162 152V153H164V154H162L160 151ZM154 151V152H153ZM147 152V153H146ZM159 152H160V156H162L163 155V157L161 158L160 156H158L159 155ZM175 152H177V153H175ZM175 153V154H174ZM179 153V154H178ZM173 154H174V156H175V158L177 159H175L174 158V156H173ZM166 155V156H165ZM179 157H178V156ZM158 156V157H157ZM169 156V157H168ZM172 156V157H171ZM177 156V157H176ZM156 157H157V160H156ZM165 157V158H164ZM171 157V158H170ZM161 159V161H160V159ZM80 159V160H79ZM88 158L87 157H82V158H78L77 160H78V162L79 163H81L82 161L84 162H86V160H87ZM175 159V160H174ZM76 160V161H77ZM82 160V161H81ZM148 160V161H149ZM151 160V161H152ZM88 161V163H89V160H87ZM157 161V162H156ZM174 161H175V164H174ZM82 162V163H83ZM153 162H151V163H153ZM87 163V162H86ZM100 162H97V164H99ZM264 176H261V177H259V178H256V181H255V179L253 180V181H251L250 183L249 182H247V183H245V184H242V185H239L238 187H235L234 189H233V192H232V195H231V197H234L233 198V201H234V203L232 204L233 206H234V204H235V202H236V209H238V210H243V211H248V219H250V220H246V218H244V217H242V220L244 221V219H245V225H247V223H249V224H251V229H252V240H254V245L255 246H257V256H258V261H257V263L258 264H264V218H263V216H264V178H263ZM260 180V181H259ZM254 182V183H253ZM259 182V183H258ZM247 187V188H246ZM183 188V187H182ZM187 188V187H186ZM238 188V189H237ZM185 191H184V190ZM182 190H181V188L180 189H178V191L176 190V191H174V192H172L171 194L172 195H176V197H178V199H180V200H186V199H184V198H187L188 196H189V198L192 196L193 197V195H194V192L191 190V189H189V188H187V189H185V187L183 188ZM191 190V192H190V194H189V191ZM241 190V191H240ZM249 191V192H248ZM251 191V192H250ZM185 192V193H184ZM193 192V193H192ZM240 192H242V193H240ZM248 192V193H247ZM177 193H178V195H177ZM187 193V194H186ZM239 193V194H238ZM247 193V194H246ZM251 195H250V194ZM88 194V195H87ZM182 194V195H181ZM189 194V195H188ZM238 194V197L236 196ZM87 195V196H86ZM91 194L90 193H86V194H84V198L86 197V198H88L89 196H90ZM186 195V197H184ZM191 195V196H190ZM250 195V196H249ZM180 196V197H179ZM184 198H183V197ZM241 196V198L240 199H238L239 197ZM249 198H248V197ZM235 197H237V199L235 198ZM254 197V198H253ZM182 198V199H181ZM246 198V199H245ZM248 198V199H247ZM188 199V198H187ZM228 199V198H227ZM252 200V202H251V200ZM241 200H244L243 202L241 201ZM246 200V201H245ZM254 201V202H253ZM240 202V203H239ZM251 202V203H250ZM99 203L100 202H97V201H94L93 200V205H99ZM255 204V205H253V204ZM252 205V206H251ZM235 206H234V208H235ZM243 206H244V208H243ZM241 208V209H239V208ZM245 207H247V208H245ZM250 208V210L251 209H253L252 211H250L249 210V208ZM253 207V208H252ZM243 208V209H242ZM248 209V210H247ZM260 210V211H259ZM250 211V212H249ZM255 212H256V214L258 215V214H262L261 216H257L256 214H255ZM261 212V213H260ZM252 213V214H251ZM254 213V214H253ZM251 215L252 216H254V217H252L251 218ZM210 218H211V220H213V223H218V222H220L221 220L218 218L219 216L217 215V214H215V213H213V214H210V216H209ZM260 217H262V218H260ZM244 218V219H243ZM254 218H256V219H254ZM219 220V221H217V220ZM262 220V222H261V220ZM252 220H253V222H252ZM242 221V222H243ZM255 221V222H254ZM243 222V223H244ZM252 222V223H251ZM257 222V223H256ZM255 223H256V225H255ZM252 224H253V226H252ZM220 230V229H219ZM214 232V231H213ZM229 232V233H228ZM256 232V234H254V233ZM226 233V234H225ZM230 233H232L231 232V230L230 229H228V228H225L224 229V231H222L221 230V233H220V235H216L215 236V238L213 239V240H215L214 242H216V243H218L219 242V245H225V246H227L228 244H230L231 242H233V241H239V242H241V241H243V240H245L243 237H246L247 238V232L244 230L243 232H237V235H236V233H232V234H230ZM227 235V236H229V237H227V236H223V235ZM231 236H230V235ZM238 234H239V236H238ZM243 237H242V236ZM256 235V236H255ZM223 236V237H222ZM237 237V239H239V240H237L235 237ZM102 237V236H101ZM225 237V238H224ZM231 237H233V238H231ZM240 237V238H239ZM255 237V238H254ZM105 238H107V240L106 239H104V236L102 237V238H100V240H98V242H102V243H104V245H113V244H115V240L113 241L112 240V238L110 239V237H105ZM109 238V239H108ZM217 238V239H216ZM219 238V239H218ZM222 239V241H221V239ZM228 239V242H227V239ZM242 238V239H241ZM101 239H103V241H101ZM224 239V240H223ZM226 239V240H225ZM255 239H256V241H255ZM108 241V244L106 243V241ZM217 240V241H216ZM224 241V242H223ZM113 242V243H112ZM222 242V243H221ZM227 242V243H226ZM110 243V244H109ZM259 243H260V245H259ZM261 248V249H260ZM263 248V249H262ZM260 251H262L261 253V255H260ZM24 258L26 259V260H29V258H27V257H23V258H17V260H19V263H26L27 261L26 260H24ZM260 259V260H259ZM31 260V259H30ZM95 260H97L98 262H99V260H100V262L102 263H107L106 261H104L103 259H98V258H95ZM21 261V262H20ZM26 261V262H25ZM18 262V261H17ZM29 262V261H28ZM30 263V262H29ZM31 263H34L33 261H31ZM256 263V264H257Z\"/></svg>","mask_w":264,"mask_h":264}]
</instances>
